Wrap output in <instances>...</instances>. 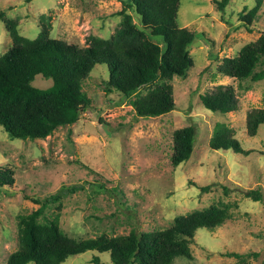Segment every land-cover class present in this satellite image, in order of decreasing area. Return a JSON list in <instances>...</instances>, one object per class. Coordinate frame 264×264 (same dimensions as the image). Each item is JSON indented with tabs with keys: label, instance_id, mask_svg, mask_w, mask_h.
I'll return each instance as SVG.
<instances>
[{
	"label": "rangeland",
	"instance_id": "rangeland-1",
	"mask_svg": "<svg viewBox=\"0 0 264 264\" xmlns=\"http://www.w3.org/2000/svg\"><path fill=\"white\" fill-rule=\"evenodd\" d=\"M131 0H0V57L13 42L7 24L14 21L23 37L34 40L40 19L51 25V37L87 47L89 37L112 39L121 28L118 13ZM182 0L178 25L195 32L190 49L193 67L186 77H174L175 109L157 118H140L132 107L156 84L126 98L109 93V71L97 65L84 82L90 104L78 122L59 128L45 140L12 139L0 127V169L14 171V185L0 187V264L19 248L17 216L40 206L34 200L56 195L65 187L74 192L51 204L42 222H56L70 239L116 238L133 230L150 233L170 229L177 219L221 204L234 205L228 221L214 231H197L192 259L174 264H264V125L249 136L247 115L264 108V80L239 82L220 75L226 59L236 57L264 33V7L248 31L243 24L252 0ZM140 26L139 19L127 10ZM163 47L160 38H152ZM263 69V68H260ZM259 69V70H260ZM232 86L238 110L227 115L207 110L201 95L217 86ZM32 86L46 90L50 79L37 76ZM219 123L231 128L247 154L214 151L210 140ZM194 127L196 139L189 161L174 168V132ZM202 187L210 191L202 192ZM260 190L261 202L246 193ZM231 253L241 258L229 256ZM98 257L113 264L108 254L87 252L63 264H92Z\"/></svg>",
	"mask_w": 264,
	"mask_h": 264
},
{
	"label": "trees",
	"instance_id": "trees-1",
	"mask_svg": "<svg viewBox=\"0 0 264 264\" xmlns=\"http://www.w3.org/2000/svg\"><path fill=\"white\" fill-rule=\"evenodd\" d=\"M230 0L217 2L223 11ZM182 0H131L118 13L123 16L121 28L110 40L89 37L87 47L70 45L51 37V25L45 16L40 19L41 32L34 39L20 34L14 21L7 24L12 46L0 57V127L12 139L45 140L62 127L78 122L81 110L89 106L90 99L84 91V82L97 65H105L109 71L107 91L119 92L126 98L138 96L142 88L157 82L144 96L132 103L140 118H157L172 112L175 107L174 77H186L193 67L190 56L195 32L180 28L177 22ZM253 8L243 17L248 31L264 0H252ZM135 13L140 26L134 22ZM5 16L0 13V20ZM160 38L163 47L152 38ZM263 68V69H260ZM260 69V70H259ZM220 75L239 82L264 80V33L245 45L234 58L226 59L219 67ZM50 79L53 86L42 90L32 86L35 78ZM203 106L214 113L227 115L239 107V98L232 86H217L200 97ZM264 125V108L247 115L249 136L257 135ZM196 139L194 127L174 132V168L190 160ZM214 151H243L235 132L226 124L215 126L210 140ZM14 171L0 169V187L14 185ZM202 192L210 191L202 187ZM74 190L63 187L58 194L46 199L34 200L40 207L17 216L19 248L5 264H63L69 258L98 252L108 254L113 264H174L176 259H192L191 245L196 233L206 229L214 231L229 219L234 205L221 204L189 217L177 219L174 226L150 233L133 230L129 235L116 238L100 237L85 241L68 238L53 221L42 222L47 208L59 202ZM254 202L262 201L260 190L246 193ZM241 258L238 253L229 254ZM92 264H103L98 257Z\"/></svg>",
	"mask_w": 264,
	"mask_h": 264
}]
</instances>
